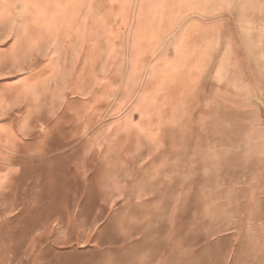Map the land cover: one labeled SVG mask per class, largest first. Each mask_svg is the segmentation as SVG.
Instances as JSON below:
<instances>
[{"label": "rangeland", "instance_id": "1", "mask_svg": "<svg viewBox=\"0 0 264 264\" xmlns=\"http://www.w3.org/2000/svg\"><path fill=\"white\" fill-rule=\"evenodd\" d=\"M223 2L218 64L184 56L196 0H0V264H264V85Z\"/></svg>", "mask_w": 264, "mask_h": 264}, {"label": "crops", "instance_id": "2", "mask_svg": "<svg viewBox=\"0 0 264 264\" xmlns=\"http://www.w3.org/2000/svg\"><path fill=\"white\" fill-rule=\"evenodd\" d=\"M230 3L226 5H234V71L239 70L242 72H258V78H262L264 85V0H226ZM200 5V9L197 12V19H194V23L199 25L198 42H191V23L188 24L186 32V46L184 45V56L188 57L190 61V55H192L194 49H198L199 54L202 56L203 61L206 60L207 54H210L211 46H214L215 60L222 63L224 52L222 46L216 49L217 41L213 39L211 33H208L206 27L202 25V22L206 18H211L216 15V12L208 10L207 6L221 7L224 5L223 0H196ZM188 12V13H187ZM186 14H191L187 11ZM222 13L219 9V14ZM185 14V13H184ZM183 14V15H184ZM182 15V16H183ZM214 38V37H213ZM248 78V75L244 76ZM247 82V79H246ZM262 85V86H263ZM245 87L255 86L253 82H248ZM264 88V86L262 87Z\"/></svg>", "mask_w": 264, "mask_h": 264}, {"label": "snow or ice", "instance_id": "3", "mask_svg": "<svg viewBox=\"0 0 264 264\" xmlns=\"http://www.w3.org/2000/svg\"><path fill=\"white\" fill-rule=\"evenodd\" d=\"M102 264H119V262L113 259H105Z\"/></svg>", "mask_w": 264, "mask_h": 264}]
</instances>
